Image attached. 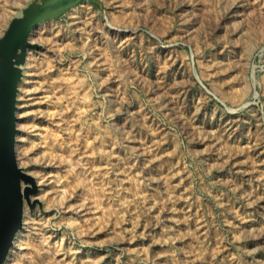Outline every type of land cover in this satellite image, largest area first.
Returning a JSON list of instances; mask_svg holds the SVG:
<instances>
[{
  "label": "rangeland",
  "instance_id": "1",
  "mask_svg": "<svg viewBox=\"0 0 264 264\" xmlns=\"http://www.w3.org/2000/svg\"><path fill=\"white\" fill-rule=\"evenodd\" d=\"M46 2L0 0V56ZM63 4L0 67L37 187L3 264H264V0Z\"/></svg>",
  "mask_w": 264,
  "mask_h": 264
},
{
  "label": "water",
  "instance_id": "2",
  "mask_svg": "<svg viewBox=\"0 0 264 264\" xmlns=\"http://www.w3.org/2000/svg\"><path fill=\"white\" fill-rule=\"evenodd\" d=\"M64 0H48L43 9L35 13L17 17L10 25L6 41L3 43L0 56V67L9 62L7 43L18 33H27L33 24L58 16L64 11ZM23 31V32H22ZM8 97V94H4ZM13 127L11 121L5 119V109L0 111V264L5 261L15 238V234L23 223L24 199L36 192L33 177L20 172L16 166L13 146ZM21 180L31 183L24 193Z\"/></svg>",
  "mask_w": 264,
  "mask_h": 264
},
{
  "label": "bare ground",
  "instance_id": "3",
  "mask_svg": "<svg viewBox=\"0 0 264 264\" xmlns=\"http://www.w3.org/2000/svg\"><path fill=\"white\" fill-rule=\"evenodd\" d=\"M45 1H48V0H45ZM78 16V15H77ZM31 30H32V28H31ZM50 41V40H49ZM17 146V145H16ZM27 209H25L24 211H23V222L24 221H26V216H27ZM27 223V222H26ZM22 226H23V223H22ZM22 226H21V228H19L18 230H17V232H16V234H15V238H14V240H13V243H15V241H16V239H17V237L20 235V233H21V230H22ZM11 248H13V247H11ZM11 250V249H10ZM9 257H10V251H9V253H8V255H7V257H6V259H5V261L3 262V263H6L8 260H9Z\"/></svg>",
  "mask_w": 264,
  "mask_h": 264
}]
</instances>
